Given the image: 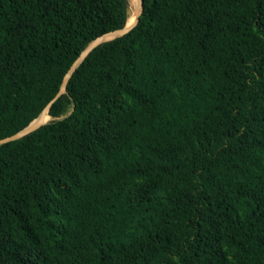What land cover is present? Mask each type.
I'll return each mask as SVG.
<instances>
[{"label":"trees","instance_id":"1","mask_svg":"<svg viewBox=\"0 0 264 264\" xmlns=\"http://www.w3.org/2000/svg\"><path fill=\"white\" fill-rule=\"evenodd\" d=\"M130 0H0V139ZM0 144V264H264V0H143Z\"/></svg>","mask_w":264,"mask_h":264},{"label":"water","instance_id":"2","mask_svg":"<svg viewBox=\"0 0 264 264\" xmlns=\"http://www.w3.org/2000/svg\"><path fill=\"white\" fill-rule=\"evenodd\" d=\"M143 11V0H138L137 2V6L133 7V11H132V21L129 23L127 22L126 25L122 28H118L112 31H109L101 36H98L97 38H95L81 53L80 55L77 57V59L74 61V63L71 65L69 71L67 72V74L64 76L63 78V82L61 85L60 90L58 91V93L55 95V97L50 101V103L44 108V110L41 112V114L39 115V117L37 119H35L32 123H30L26 128H24L23 130L7 136L5 138L0 139V144H4L10 141H14L16 139L22 138L23 136L35 131L36 129H38L40 126H42L43 124H45L48 120H49V114H48V110L50 105L56 101L61 95L65 94L67 91V83L69 81L70 78V74L71 72L82 62V60L95 48L97 47L99 44L105 42V41H109L112 40L116 37H120L125 35L126 33H128L131 29H133L137 23L139 22L140 19V15ZM45 117H48V119H45Z\"/></svg>","mask_w":264,"mask_h":264},{"label":"bare ground","instance_id":"3","mask_svg":"<svg viewBox=\"0 0 264 264\" xmlns=\"http://www.w3.org/2000/svg\"><path fill=\"white\" fill-rule=\"evenodd\" d=\"M130 2H131V4L133 5V6H137V2H138V0H130ZM131 17V16H130ZM130 17H129V23L132 21L131 19H130Z\"/></svg>","mask_w":264,"mask_h":264},{"label":"rangeland","instance_id":"4","mask_svg":"<svg viewBox=\"0 0 264 264\" xmlns=\"http://www.w3.org/2000/svg\"><path fill=\"white\" fill-rule=\"evenodd\" d=\"M133 6V5H132ZM133 7H135V6H133ZM130 19L132 20V16L130 17ZM128 22H129V20H128ZM45 119H48V117H45Z\"/></svg>","mask_w":264,"mask_h":264}]
</instances>
